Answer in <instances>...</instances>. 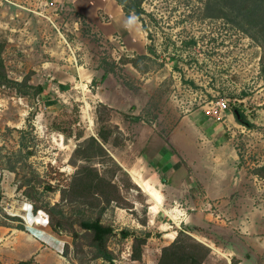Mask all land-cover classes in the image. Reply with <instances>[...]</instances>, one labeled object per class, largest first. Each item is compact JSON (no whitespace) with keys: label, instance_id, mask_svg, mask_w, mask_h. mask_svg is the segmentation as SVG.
Segmentation results:
<instances>
[{"label":"rangeland","instance_id":"rangeland-1","mask_svg":"<svg viewBox=\"0 0 264 264\" xmlns=\"http://www.w3.org/2000/svg\"><path fill=\"white\" fill-rule=\"evenodd\" d=\"M12 1L16 4L0 5L6 73L18 81L28 75L30 84L43 86L44 96H22L0 86L3 206L8 197L13 212L21 213L27 207L32 210L35 201L58 202V190L45 187L68 183L83 162L74 149L95 136L103 123L114 126V131L104 144L108 155L96 157L94 165L102 171L110 166L111 157L129 174L137 169L153 176L168 211L160 207L161 214L153 216L157 206L151 211L149 205L154 203L137 179L130 174L139 188L126 190L117 173L113 179L121 187L123 201L111 203L102 221L116 231L147 230L152 235L139 261L129 257L130 238L112 237L108 246L116 255L113 264H155L161 247L175 237L173 230L186 229L172 221L176 218L170 209L177 192L167 183L171 175L157 173L148 164L158 151L174 146L181 150L180 159L183 155L200 167L213 161L241 177L243 188L235 193L242 197L243 211L256 210L257 223H264V171H258L264 164V42L229 18L214 16L216 10L208 0H48L54 6L38 8L42 14L34 12L39 0ZM138 2L141 12L135 15L132 7ZM219 97L227 100L225 112L214 107ZM239 103L250 126L236 120L231 106ZM193 145L205 150H194ZM180 178L187 180V173ZM24 183L35 186L36 200L19 188ZM183 195L181 206L204 208L203 200L185 203L187 193ZM33 214L48 224L43 211ZM3 215L1 222L15 217L14 224L23 226L19 216ZM143 219L145 225L140 223ZM219 219L204 220L205 225L189 233L218 246L223 239ZM57 234L67 241L65 256L75 264H106L90 259L85 237L78 238L75 250L70 233ZM252 237L255 244L264 245V227ZM210 249L204 264H237Z\"/></svg>","mask_w":264,"mask_h":264},{"label":"trees","instance_id":"trees-1","mask_svg":"<svg viewBox=\"0 0 264 264\" xmlns=\"http://www.w3.org/2000/svg\"><path fill=\"white\" fill-rule=\"evenodd\" d=\"M210 3L211 8L214 7L216 10V13H213L214 16L229 18L245 28L252 38L260 40L261 43L264 42V0H208L207 4L210 5ZM132 8L135 15L140 14L139 2ZM125 11L129 13V10ZM3 48L4 44L0 42V86L10 88L22 96L29 94L44 96L43 86L30 84L28 75L20 81L8 77L1 56ZM170 61L173 63L174 58L170 57ZM128 62L133 66L137 65L135 60ZM231 108L239 123L250 126V119L242 104H234ZM98 120L102 122L99 115ZM113 128L114 126L101 123L95 136L91 135L77 145L74 154L83 162L76 167L65 186L56 189L51 185L45 187L51 191L58 190V202L53 205L49 203L38 205L35 201L32 205L34 213L43 211L46 214L48 225L53 231L71 234L75 250L78 249V238L85 237L90 259H102L106 264H113L116 256L108 246L112 237L117 236L119 240L130 238L129 257L131 260L139 261L142 258V247L152 235L147 230L122 228L116 231L112 225L102 221V215L111 203L119 204L123 201L121 187L113 179L117 173L121 175L123 188L126 190L139 188L131 180L128 171L113 158L109 157L111 164L102 171H99L93 163L96 157L108 155L104 144L108 143L114 131ZM258 171H264V164L258 168ZM261 175L264 176V173ZM160 180L165 182L163 177H160ZM19 186L23 188L24 194L36 200L34 185L24 183ZM72 208L76 211H68ZM9 219L15 220V217H9ZM140 223L145 225L146 219L141 220ZM17 227L23 228L22 225H17ZM175 231L176 235L173 240L161 247L155 264H204L211 250L209 245L192 236L189 233L191 231L189 227ZM67 252L68 247L65 246L63 254L67 255Z\"/></svg>","mask_w":264,"mask_h":264},{"label":"crops","instance_id":"crops-1","mask_svg":"<svg viewBox=\"0 0 264 264\" xmlns=\"http://www.w3.org/2000/svg\"><path fill=\"white\" fill-rule=\"evenodd\" d=\"M193 147L199 152L205 150L197 149L195 145ZM173 148L175 152L172 149L158 151L159 154L152 156L148 162L149 168L155 167L157 173L162 171L171 175L172 180L168 178L167 183L173 192H177V198L173 199L176 204L170 209L172 217L176 218L172 220L173 224L175 226L184 224L194 229L196 226L205 225L208 221L214 222L220 217L218 229L223 239L218 246L214 243H207V245L213 250L221 251L227 259L234 258L237 264H253L254 261L259 260H261L260 264H264V245L255 244L252 237L253 233L264 227V223H257L259 220L256 210L243 211L240 204L242 197L238 196L239 193H235L236 191L241 193L243 179L235 176L234 172L231 173L230 169L225 167L226 165L209 161L208 164L204 163L200 167L196 161L183 155L180 159L178 154H182L181 150L176 146ZM134 170L135 172L129 171L130 174L137 179L154 203L153 206L149 205L151 211L157 206L156 211L152 212L153 216L161 214L160 207H163L161 209L164 212L167 211L161 204V195L154 177L146 176L140 170ZM199 171H202L204 176ZM183 172L187 173V180L180 178ZM164 181L166 182L165 178ZM198 183H200L199 186H197ZM0 184L4 186L2 182ZM199 187L200 190L196 192L194 188L199 189ZM184 192L187 193V197H183L185 203L203 200L204 208L194 205L184 207L178 204L182 201L179 196H184ZM8 200L9 197L5 202L6 206H3V198L0 197V264H75L63 254L66 240L53 232L40 216H35L30 207H27L29 210L23 213L19 210L13 212L14 207ZM1 208L8 215L19 216L22 219L23 228L14 224L17 221L1 222V219H5ZM208 225L214 226V223ZM173 232L176 233L175 230ZM35 233L39 237H36Z\"/></svg>","mask_w":264,"mask_h":264},{"label":"built area","instance_id":"built-area-1","mask_svg":"<svg viewBox=\"0 0 264 264\" xmlns=\"http://www.w3.org/2000/svg\"><path fill=\"white\" fill-rule=\"evenodd\" d=\"M3 3L16 4L12 0H0V5H2ZM48 6H54V3L52 1H48V0H39V2L36 5V8L34 9V12L36 11L37 13L42 14V10L37 11V9L41 8V7H48ZM214 107L219 112H225L228 109L227 100L223 97H219L218 99L215 100ZM35 236L39 237V235L36 233H35Z\"/></svg>","mask_w":264,"mask_h":264}]
</instances>
